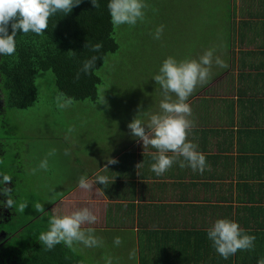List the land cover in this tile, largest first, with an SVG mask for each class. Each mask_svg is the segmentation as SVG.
Returning <instances> with one entry per match:
<instances>
[{"label": "crops", "instance_id": "1", "mask_svg": "<svg viewBox=\"0 0 264 264\" xmlns=\"http://www.w3.org/2000/svg\"><path fill=\"white\" fill-rule=\"evenodd\" d=\"M232 10L240 19L233 23L230 54L224 59L228 67L216 71L225 73L224 78L209 81L187 101L195 124L188 139L206 157L203 174L175 163L156 176L150 169L155 149H144L142 141L131 135L108 137L100 143L51 137L46 142L55 141L59 152L49 160L43 181L24 172L25 154L18 148L9 162L15 192L29 197L42 187L48 192L43 203L47 214L32 213V223L38 220L47 227L50 215L88 205L98 218L91 227L104 242V257L119 250L126 264H258L264 260V0H233ZM232 48L237 55L232 56ZM89 142L93 147L86 152ZM65 149L70 150L67 156ZM107 157L118 162L107 165ZM105 166L109 170L100 169ZM98 172L113 181L94 185L92 192L77 187L81 174ZM218 218L234 220L254 235V249L220 257L206 235ZM117 236L122 240L118 247L113 244ZM86 249L76 245L72 251L87 263ZM132 250L135 261L129 259ZM91 256L90 262L102 264L96 261L102 252Z\"/></svg>", "mask_w": 264, "mask_h": 264}, {"label": "rangeland", "instance_id": "2", "mask_svg": "<svg viewBox=\"0 0 264 264\" xmlns=\"http://www.w3.org/2000/svg\"><path fill=\"white\" fill-rule=\"evenodd\" d=\"M146 4L143 22H138L135 26H115V38L120 48L116 54L107 56L104 65L97 71L101 84L98 87L96 103L77 102L70 108L61 110L56 104L58 93L53 74L45 72L38 75L35 81L38 100L34 106L27 110L6 112L4 117L6 121L4 120L3 128L0 129V170L7 174L13 173L9 169V162L12 161L13 150L18 148L25 154L22 157L25 165L21 168L29 173L28 176L38 177L40 180L47 172L37 170L33 175L31 169H38L40 161L49 152L53 150L55 154L59 152L55 141L50 139L48 143L46 142L48 138L66 140L82 138L91 142L97 140L100 143L102 139L108 137L131 135L128 124L138 112L145 111L151 114L158 111L161 96L151 76L168 56L177 59H197L205 50L214 48L216 55L222 59L229 57L230 44L226 41L229 34L228 16L232 14V23L240 19L235 14L236 10H232L233 0H146ZM159 25H164V32L161 38L156 40L153 39L152 33ZM231 51L232 56L237 55L236 48H232ZM218 69L213 66L212 75L217 77L212 79L211 76L210 83L219 81L220 77L224 78L225 73L220 71L216 73ZM102 96L107 106L98 104ZM143 118L147 120L148 116L144 115ZM91 142L87 144L86 152L93 147L90 145ZM52 156H49L48 160ZM7 186L12 188L11 183ZM47 193L42 187L28 200L23 196L25 193L15 192L18 201H27L29 204L34 200V203H30L32 207L38 202L44 203L48 200ZM0 208L8 210L2 217L7 220L11 215V209ZM28 208L30 207L25 208L23 214L19 211L14 213L16 216L22 214L24 217L26 215L31 217L32 212L30 213ZM26 212L29 213L25 214ZM16 216L13 218L16 219ZM4 238L2 236L1 240ZM103 244L101 248L85 250V254H89L88 264H94L89 258L100 252L102 257L96 261L105 264ZM108 257L113 259V264H126L127 261L123 252L119 250H112Z\"/></svg>", "mask_w": 264, "mask_h": 264}, {"label": "clouds", "instance_id": "3", "mask_svg": "<svg viewBox=\"0 0 264 264\" xmlns=\"http://www.w3.org/2000/svg\"><path fill=\"white\" fill-rule=\"evenodd\" d=\"M81 2L82 0H0V56L15 54L18 32L42 35L48 28L51 16L57 13L66 15ZM90 3L95 8L99 7V0H90ZM106 7L112 25L135 26L138 22L144 21L147 4L146 0H107ZM163 32L164 25H159L152 33L153 39L159 40ZM86 47L93 55L82 61L77 72V79L81 74L90 75L96 68L97 60L104 59L101 55L102 42L89 41ZM214 65L220 69L228 67L226 60L216 55L214 48H209L197 59H177L174 56H168L151 76L161 96L158 111L151 114L145 111L138 112L128 124V128L132 137L142 141L144 149L148 147L155 149L150 169L156 176L166 173L175 163H179L181 168L188 167L200 174L205 171L207 167L205 155L198 151L197 145L188 139L195 124L191 119L192 109L187 101L198 87L209 82ZM73 103V98L63 93L56 97L57 107L61 110L70 108ZM98 104L107 106L103 96ZM144 115L148 116L147 120L143 118ZM69 151L65 149L64 155H69ZM54 154V150L49 152L40 161L38 169H31V174L35 175L37 170L47 172L48 157ZM106 159L107 165L118 162L112 158ZM100 169L109 170L108 166ZM110 179L113 181L114 178L99 172L94 176L84 173L78 177L77 187L84 192H92L94 185H107ZM12 180V175L0 171V196L5 198L0 200V207L24 212L28 202L17 200L15 189L7 186ZM95 190L105 196L101 188ZM49 192H53V188L49 189ZM34 208L37 213L47 214L43 203H36ZM97 219L92 207L88 205L70 210L66 214H52L47 220V230L39 233L38 242L46 251L52 250L59 244L68 248L76 245H83L86 248L100 247L103 241L95 234L96 229L91 227L96 224ZM206 235L211 246L223 259H228L237 251L252 250L255 247V236L248 234L238 222L228 218H218L212 222L206 229ZM113 244L120 246L121 238L115 237ZM129 259L136 260L135 250L129 253ZM105 264H113V259L106 257ZM258 264H264V260L258 261Z\"/></svg>", "mask_w": 264, "mask_h": 264}, {"label": "trees", "instance_id": "4", "mask_svg": "<svg viewBox=\"0 0 264 264\" xmlns=\"http://www.w3.org/2000/svg\"><path fill=\"white\" fill-rule=\"evenodd\" d=\"M106 5L107 0H99V7L95 8L90 0H82L70 13L51 16L44 34L17 33L15 54L1 56L0 59V89L6 111L33 107L38 100L35 81L39 74L45 72L53 74L58 95L63 93L72 97L74 103L97 102L101 84L97 71L104 65L106 57L116 54L120 48ZM228 20L226 41L230 42L234 25L230 15ZM89 41L103 43L101 55L104 59L97 60L96 68L90 75L81 74L77 79L82 61L93 55L86 47ZM23 196L30 200L27 194ZM31 202L28 206L34 214ZM22 214L15 215L16 219L11 218L4 228L9 240L0 248V264H87L63 244L50 251L44 250L38 237L47 227L38 220L32 223L30 217Z\"/></svg>", "mask_w": 264, "mask_h": 264}, {"label": "flooded vegetation", "instance_id": "5", "mask_svg": "<svg viewBox=\"0 0 264 264\" xmlns=\"http://www.w3.org/2000/svg\"><path fill=\"white\" fill-rule=\"evenodd\" d=\"M0 59H1V56H0ZM0 82H1V80H0ZM6 112L7 111H6V107H5V104H4L2 91L0 89V129L3 128L4 124H2V123L4 122V120L6 121V119H4V117H6ZM0 155H1V152H0ZM3 199H5V198L2 196L0 200H3ZM7 211H8L7 209L1 210V208H0V248H1V246H5L6 241L9 240L8 239L9 235H8L7 232H5L4 228L9 225L11 218L15 217L14 212H12V210H11V212H10L11 215L9 216V218L7 220L3 219L2 218L3 217V213L7 212ZM2 236L5 237L3 240H1Z\"/></svg>", "mask_w": 264, "mask_h": 264}]
</instances>
